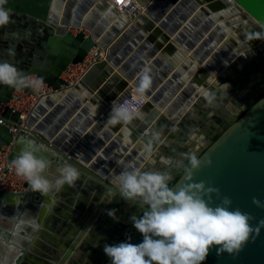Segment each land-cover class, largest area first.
<instances>
[{
	"label": "water",
	"instance_id": "water-1",
	"mask_svg": "<svg viewBox=\"0 0 264 264\" xmlns=\"http://www.w3.org/2000/svg\"><path fill=\"white\" fill-rule=\"evenodd\" d=\"M137 1L145 9L134 20L122 14L111 0H7L4 6L10 10V22L0 27V61L13 64L28 77L36 75L58 91L41 99L45 104L39 103L31 114L28 125L32 135L21 134L14 141L9 125L20 122L19 113L5 107L0 148L13 142V160L22 147L21 141L30 140L52 162L51 170L71 164L79 172L72 197L79 198L81 206L70 216V222H63L64 228L55 230L56 238L51 240L55 247L44 255V264H81L86 255L94 258L91 264H101L104 258L102 264H111L104 248L99 251L101 243L106 246L121 242L134 226L129 219L119 227L122 233L129 230L118 242L117 231L109 234L108 223L100 225L101 218L109 221L106 204L111 208L129 206L112 191L113 178L129 162L149 171L155 161L164 169L166 163L177 158L178 145L189 142L195 131L200 133L207 126L216 132L209 130L199 139L202 143L208 141L206 146L197 153L189 151L202 161L194 182L204 181L219 188L221 197L232 199L233 210L239 208L255 218L251 221L254 228L264 220V209L252 203L253 197L264 202V0ZM122 18L128 28L113 41L121 31ZM242 19L245 21L234 24ZM143 21L148 26L141 31ZM154 33L168 38L170 47L182 48L184 58L192 63L191 71H199L200 76L182 78L180 70L165 79L175 69L172 62L164 65L163 74L151 76L154 63L165 59L160 54L150 69H145L151 85L141 117L129 124L109 126L113 102L132 86L136 88L145 72L139 74L145 61L137 63L136 59L149 47ZM141 40H146L141 49L124 61ZM93 46L105 49L106 58L94 64L75 87L64 89L63 72L70 64L81 62ZM155 52L159 48L155 47L150 55ZM118 67L120 73L114 71ZM182 85L184 89L177 95ZM21 89L30 91V87ZM15 90L0 85V105L10 102ZM208 94L216 97L213 105L207 101ZM56 99L63 102L42 119L44 115H40ZM61 111L64 113L60 115ZM209 117L214 122L206 126L203 122ZM157 134L159 139H155ZM216 135L219 137L214 140ZM149 147L150 154L146 152ZM189 156L185 153L172 162L167 172L172 176L169 183L183 172ZM209 159L213 162L210 167ZM187 170L171 188L178 191L188 183ZM26 186L27 191H0V218L5 217L11 204L18 206V217L24 205L43 197ZM109 193L111 202L107 201ZM213 199L214 207L220 198ZM132 210L133 215L142 214L137 206ZM9 230L0 220V240L12 247L15 228ZM142 240L143 235L135 229L124 242L139 244ZM77 246L84 253L74 251ZM217 247L209 250L203 264H264V227L259 235H251L235 258L226 252L218 255ZM27 249L20 242L15 262L7 264H18Z\"/></svg>",
	"mask_w": 264,
	"mask_h": 264
},
{
	"label": "clouds",
	"instance_id": "clouds-1",
	"mask_svg": "<svg viewBox=\"0 0 264 264\" xmlns=\"http://www.w3.org/2000/svg\"><path fill=\"white\" fill-rule=\"evenodd\" d=\"M7 0H0V27L10 22V10L4 6ZM179 52L173 57L180 61ZM0 85L14 89L32 87L39 89L40 81L32 80L19 71L13 64L0 61ZM151 85V77L145 71L135 88L130 100L122 103L113 102L108 123L129 124L141 117V106L145 103V94ZM215 95L208 94L210 105L215 102ZM155 139H159L158 134ZM19 153L11 161L10 167L16 176L22 178L31 191L43 196L59 193L65 185L73 186L79 178L78 170L71 164H62L56 168V175L47 174L52 162L41 149L30 140H22ZM150 154L151 148L146 149ZM188 183L178 191L169 187L171 177L164 172L144 171L131 162L124 165L122 171L113 178L115 191L120 199L137 206L141 215H133L134 228L143 235L139 244L119 242L106 245L104 252L111 264H203L213 246H218L217 254L228 253L233 258L243 250L251 235H259L264 227V220L255 228L251 221L255 218L241 209H232L233 201L228 196L221 197L220 189L208 186L204 181L194 182L196 171L202 161L191 154ZM207 161V166L212 165ZM109 193L108 202H111ZM220 198V203L212 206L213 197ZM252 203L264 209V202L257 197ZM115 218V211L108 213ZM6 264V258L0 261Z\"/></svg>",
	"mask_w": 264,
	"mask_h": 264
},
{
	"label": "crops",
	"instance_id": "crops-1",
	"mask_svg": "<svg viewBox=\"0 0 264 264\" xmlns=\"http://www.w3.org/2000/svg\"><path fill=\"white\" fill-rule=\"evenodd\" d=\"M111 1L114 3L113 0H111ZM106 3H107V6H109V3L105 2V4ZM122 20L123 21H122V24L120 27L121 31L113 41L118 39V37H120V35H122V33H124L125 30L128 28V25L125 26V24H126L125 18L124 19L122 18ZM244 21L245 20L242 19L240 22L239 21H237L236 23L234 22V24H238V23H241ZM147 24L145 23V21H143V23H141V25H140V30L142 31L146 27ZM77 31L78 30H74L72 32L75 34V33H77ZM86 33H89V31H86ZM144 41H146V40H141L139 42V44L135 45L132 53H130L124 61H126L129 58V56L131 54L135 53L138 49H141L140 47L144 43ZM150 42L152 44L150 43V45H148L149 47L147 49H143L142 52L139 53V55L136 59L137 63H141V61H145L142 72H139V74L143 73V71H145V69H150V65H152V63H154L157 60V57H159L161 54V55H163V57L166 60L163 59L161 62L159 61L157 63H154L155 70L151 67V69H150L151 76L157 77L159 72H160V74H163L162 72L164 69V65H168L169 64L168 62L175 63L176 65H175V69L173 71L172 70L170 71L171 73H168L165 75V79L170 78L173 73H175L176 71H180V70H181L180 73H181L182 78L194 79V78H198V76H200L199 71H195V69H194V71H191L193 69V67L191 65L192 63L189 62L188 60H186L187 59L186 56L184 58L183 52H182V50H180L182 48H180L179 46H171L170 47L168 45V43H169L168 38L166 39V37H164L162 34L159 33V34H155L153 38L151 37ZM155 47L159 48V52L158 53L155 52L153 54V56H151L153 49ZM103 50L105 52V58H106V50L105 49H103ZM177 52H179L182 56V59L180 61H174L173 60V57L175 56V54ZM189 54L190 53H187L186 55H189ZM119 69H120L119 67L115 68L114 71L115 72L117 71L120 73ZM202 78H203V76H202ZM106 79H108V78H106ZM188 81H190V80H188ZM183 89H184V86L182 85L181 88H179V90H177V95H180V93H182ZM134 91H135L134 87L132 86V88H130L126 93H130V92L134 93ZM241 91L244 94L247 93V90L245 89V87H243ZM166 92H167V90H166ZM237 94L240 95L241 92H238ZM145 97H146V101H145V103H146L148 101V96L145 94ZM57 100L58 99H56V101ZM56 101L54 104L47 106L46 111H44V113L42 115H40V117H42L44 115L42 117V119H44V117H47L49 115L50 111H52L53 109H55L56 107L61 105V103L63 102V99H61L57 102ZM230 102H232L231 99H230ZM40 103L45 104V101L41 100ZM226 105L228 107H231V104H229V103H227ZM144 108L145 107L143 106L140 109V111H143ZM63 113L64 112L61 111L60 115ZM76 113L77 112L75 111L73 116L71 115L72 117L70 118V121H72L74 119ZM213 122H214V119L212 117H209L203 123L207 126L209 123H213ZM107 124L109 126H115V125L109 124L108 122H107ZM209 130H214V129L210 126H207V128L205 127V129H202L201 131L199 130L200 133H197L195 131L194 132L195 137H190L189 142H183L184 145H178V148H176V150H175V153L177 154V158L179 159L185 153H188V155H191L192 153H197L203 147H205L206 144L208 143V141L205 143H202L199 139H201V137L204 136V133H206ZM214 131L216 132V130H214ZM190 150H192V153L189 152ZM175 160L171 159L169 163H166L164 169H162L160 166H158L157 162L153 161L151 164V167L149 169L167 173L171 169V167L173 166L172 162H174ZM47 174L49 175L50 179L53 178L56 175V168H54L52 170L49 169ZM173 175H175L174 177H176L177 173H173ZM170 177H172V176H170ZM77 184H78V179L73 186L65 185L64 188L62 189V191L59 193H55L54 195L50 194L49 196H43L42 195L43 196L42 198L38 197L35 199V201L28 202L26 205H24L23 211L21 212V215L18 217L16 215L17 212L19 211L18 206H15L12 204L7 206V208H6L7 213H6L5 217H1L0 220L5 222V226H7L8 229L12 230L13 228H15V230L12 231V236H11V238L13 240L11 242V244L13 246L12 247L4 246L3 245L4 242L2 240H0V261L5 260V258H6V264H7V262L14 263L15 259L17 258V256L20 253V252H18L19 243L22 242L23 245L27 246L29 249H27L26 253L22 256V258L18 264H44L42 261L44 255L49 254V252H51L50 247H52V248L55 247L54 242L51 241L52 238L56 236L55 230H60V229L64 228V226H62V225H64L63 222H70L72 220L71 217H73L75 214V211L79 210V208L81 206L80 205V199L79 198L75 199L72 197V195H74V190L77 188L76 187ZM134 207H135V205H132V204H129V206H126L125 208H123V207L122 208H115V206H113L111 208L110 206H108V204H106L104 207L105 209H107V216L109 217V221L107 222V220H105L104 218H101L102 222L100 225L103 226L102 224L108 223L109 227L111 228V231H109V234H112V232L117 231L118 234L120 235L118 242L123 238V236L129 230V228L124 229V232L122 233L119 230V227L122 228L123 227L122 225L127 224L129 222V219H131V217L133 215L132 209H134ZM113 210L115 211V218H113L112 216H110L108 214L110 211H113ZM15 217H17V220L15 219ZM15 221H16V224H15ZM104 244H105L104 242L101 243L99 251H101L102 248H105ZM78 246H77L76 250H74V251L80 250L78 248ZM80 251L82 253H84L83 250H80ZM73 253H72V255H73ZM105 259L106 258L103 259L102 263L105 261ZM93 261H94V258H91L90 256L86 255L84 261L81 264H91ZM66 264H68V263L66 262Z\"/></svg>",
	"mask_w": 264,
	"mask_h": 264
},
{
	"label": "built area",
	"instance_id": "built-area-1",
	"mask_svg": "<svg viewBox=\"0 0 264 264\" xmlns=\"http://www.w3.org/2000/svg\"><path fill=\"white\" fill-rule=\"evenodd\" d=\"M113 1L119 11L130 19L138 17L145 9L144 6L137 0ZM104 59V50L99 46H93L81 62L70 64L66 71L63 72L61 77L65 80L66 84L62 87L64 89H72L79 83L85 73L94 64L101 62ZM29 77L32 80L40 81V87L38 90L33 89L32 87H30L29 92H25L23 89H16L13 92V98L11 101L0 105V124H5V118L1 116L5 107L9 106L12 108L14 113H19L20 122L17 125H9V130L13 135V141L21 134L25 136L32 135V127L28 125V120L31 114L34 112L41 99L58 91L54 90L52 86H50L47 82H44L36 75H30ZM126 92L119 97L116 103H122L126 100H130L134 95L133 92ZM12 152L13 142L0 148V191H27L28 188L25 181L16 176L14 170L10 167L12 161L10 160V156Z\"/></svg>",
	"mask_w": 264,
	"mask_h": 264
},
{
	"label": "trees",
	"instance_id": "trees-1",
	"mask_svg": "<svg viewBox=\"0 0 264 264\" xmlns=\"http://www.w3.org/2000/svg\"><path fill=\"white\" fill-rule=\"evenodd\" d=\"M264 95V94H263ZM263 95H261V96H263ZM219 137V135H216L215 136V138H214V140H216L217 138ZM191 165H190V160H188L186 163H185V165H184V170H183V172L184 171H186L189 167H190ZM182 172V173H183ZM182 173L175 179V180H172L170 183H169V187L171 188L173 185H174V183L177 181V179L182 175ZM135 230V228H134V226L132 227V229L127 233V235L121 240V242H124L132 233H133V231Z\"/></svg>",
	"mask_w": 264,
	"mask_h": 264
},
{
	"label": "bare ground",
	"instance_id": "bare-ground-1",
	"mask_svg": "<svg viewBox=\"0 0 264 264\" xmlns=\"http://www.w3.org/2000/svg\"><path fill=\"white\" fill-rule=\"evenodd\" d=\"M144 8H145V6H144ZM143 12H144V10H143ZM104 55H105V52H104ZM134 90H135V87H134ZM133 94H135V91H134V93ZM145 101H146V98H145Z\"/></svg>",
	"mask_w": 264,
	"mask_h": 264
},
{
	"label": "rangeland",
	"instance_id": "rangeland-1",
	"mask_svg": "<svg viewBox=\"0 0 264 264\" xmlns=\"http://www.w3.org/2000/svg\"><path fill=\"white\" fill-rule=\"evenodd\" d=\"M128 91V90H127ZM126 92V91H125Z\"/></svg>",
	"mask_w": 264,
	"mask_h": 264
}]
</instances>
